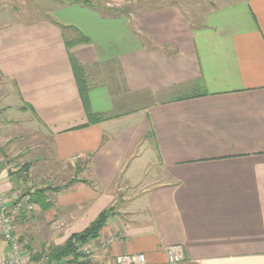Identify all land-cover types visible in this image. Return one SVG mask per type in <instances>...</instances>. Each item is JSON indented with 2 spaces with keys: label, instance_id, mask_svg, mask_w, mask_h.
I'll use <instances>...</instances> for the list:
<instances>
[{
  "label": "crops",
  "instance_id": "obj_1",
  "mask_svg": "<svg viewBox=\"0 0 264 264\" xmlns=\"http://www.w3.org/2000/svg\"><path fill=\"white\" fill-rule=\"evenodd\" d=\"M43 1L51 11L29 20L0 8V187L12 203L28 179L43 180L50 154L51 178L62 161L84 180L52 200L47 191L46 209L15 214L23 252L60 245L112 208L81 245L98 250L80 246L78 261L141 252L151 264H264V0H219L197 24L175 0L114 16ZM80 34L88 42L68 49ZM68 52L84 67L97 121ZM114 62L121 79L98 70ZM168 244H181L184 260L169 263Z\"/></svg>",
  "mask_w": 264,
  "mask_h": 264
},
{
  "label": "rangeland",
  "instance_id": "obj_2",
  "mask_svg": "<svg viewBox=\"0 0 264 264\" xmlns=\"http://www.w3.org/2000/svg\"><path fill=\"white\" fill-rule=\"evenodd\" d=\"M74 1L83 2V5L86 8L90 7L93 10H96L100 14L107 13V14H112L113 16L114 14H120V15L125 14L126 15L128 13H131L135 9H141L145 7L146 4L157 5V4H167L169 2H172V0H121V2H118V3H111L108 0H86V1L85 0H74ZM175 1L178 3L182 11L185 12L184 14L189 17L188 20L190 21V23L197 24L199 23L198 20L201 18L202 13L216 6L215 4L219 0H175ZM227 1L229 0H220V3L225 4V3H228ZM106 2L108 3L106 4ZM0 8L9 9L11 14L13 13L15 14V16L22 18L24 20L33 19L36 16L38 17L41 15H45L49 13V11H51V8L48 10V6L44 3L43 0H0ZM98 70L103 75L104 73H107L105 74L107 79L112 80V79L122 78L121 77L122 75L118 71V66L116 62L113 63L112 67H108L107 65H102L101 67H99ZM116 70L117 72L114 73ZM115 81H118V80H114V82ZM117 87H120V86H117ZM43 145H44V148L42 149V152H43V157H45V156H48L49 153H52V148L50 146L51 144L49 140L44 141ZM51 155L52 154L49 155L50 158L46 157L47 158L46 166L48 168H46V170H43L42 172L40 171L41 173L39 174L40 177L43 178V180L35 182L34 179H28V181L32 183L33 187L35 186V189L38 185H43V184H44L43 188L49 187V189H46V192L49 191L48 194L51 197L50 200H52L54 194L56 193V190L64 188V187H68L70 184L74 182H79L80 180H84L81 178H77L76 176L77 168L73 170L71 166L69 167V165H67L68 164L67 162L63 164L64 162L62 161L55 163V167L56 169L60 170V173L57 176H54L51 178L50 174L47 173L49 172L50 166H51V162H50ZM11 162L13 166L15 167L19 166L24 171H27L25 169V166L29 167L30 165L20 159H15V160H12ZM84 204L85 203H80L76 205V207H82ZM32 231L45 232L46 230L44 226H41V227L35 226ZM1 240L5 246V248L3 249H6L7 243L2 238ZM168 245H173V244H168ZM51 246H53L52 243H50L48 247H51ZM42 250H44V245L41 246V251ZM29 251H32V250H29ZM41 251H37V252L34 251V253L30 252L31 259H32V256H36V259H34V261H39V262L42 261L46 255L45 253L44 254L42 253L39 257H37V254L40 253Z\"/></svg>",
  "mask_w": 264,
  "mask_h": 264
},
{
  "label": "built area",
  "instance_id": "obj_3",
  "mask_svg": "<svg viewBox=\"0 0 264 264\" xmlns=\"http://www.w3.org/2000/svg\"><path fill=\"white\" fill-rule=\"evenodd\" d=\"M35 191L32 183L29 182L26 188L19 191L13 198L12 203H8V197L4 195L0 187V236L7 243V248L0 252V264H74L65 260H47L45 256L42 261H32L30 252L25 254L18 237L14 232L13 218L19 211H33L36 208L35 203L31 200ZM118 236L114 235L103 240L101 247L112 243ZM81 253L89 255L98 250V245L91 244L81 246ZM169 263H177L184 260V250L182 245H166L162 248ZM114 264H151L144 253H124L115 258Z\"/></svg>",
  "mask_w": 264,
  "mask_h": 264
},
{
  "label": "trees",
  "instance_id": "obj_4",
  "mask_svg": "<svg viewBox=\"0 0 264 264\" xmlns=\"http://www.w3.org/2000/svg\"><path fill=\"white\" fill-rule=\"evenodd\" d=\"M83 42H88V38L80 34L78 37L72 38L70 40H65V45L69 49V47H71L72 45H76ZM68 57L80 96L82 98L84 106L87 109L86 111L88 118L90 121H97L101 118L99 116L91 115L88 112L85 96L87 83L84 67L78 62V60L74 57L71 52H68ZM46 189H49V187L35 189L34 193L32 194L31 200L36 203L41 209H46L50 206V202L48 201L45 195ZM113 212L114 210L112 208L100 212L96 216V218L82 231L71 233L62 244L53 245L45 250H42L40 253L37 254V257H39L42 253H45L47 260L70 257L71 261H78L81 256L80 252H78L79 247L99 235L100 230L106 224L107 219L113 214ZM32 259H36V256H32ZM78 264L90 263L87 260H83L78 261Z\"/></svg>",
  "mask_w": 264,
  "mask_h": 264
}]
</instances>
